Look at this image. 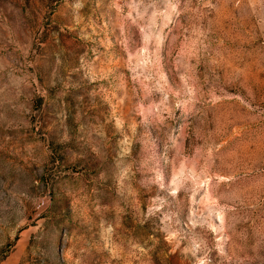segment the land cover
Here are the masks:
<instances>
[{
  "label": "rangeland",
  "instance_id": "374dc122",
  "mask_svg": "<svg viewBox=\"0 0 264 264\" xmlns=\"http://www.w3.org/2000/svg\"><path fill=\"white\" fill-rule=\"evenodd\" d=\"M0 264H264V0H0Z\"/></svg>",
  "mask_w": 264,
  "mask_h": 264
}]
</instances>
